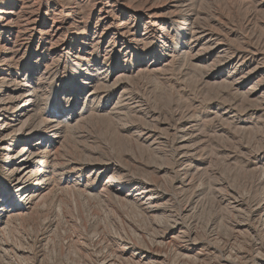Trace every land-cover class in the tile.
<instances>
[{
  "label": "rangeland",
  "instance_id": "rangeland-1",
  "mask_svg": "<svg viewBox=\"0 0 264 264\" xmlns=\"http://www.w3.org/2000/svg\"><path fill=\"white\" fill-rule=\"evenodd\" d=\"M102 1L0 0V264H264V0H123L146 32ZM31 132L56 143L29 202Z\"/></svg>",
  "mask_w": 264,
  "mask_h": 264
},
{
  "label": "bare ground",
  "instance_id": "bare-ground-1",
  "mask_svg": "<svg viewBox=\"0 0 264 264\" xmlns=\"http://www.w3.org/2000/svg\"><path fill=\"white\" fill-rule=\"evenodd\" d=\"M19 1L21 3L20 6H19L20 10H22L23 3H26V4L30 3L31 6L37 5L36 9H30L29 11H25L24 12V14L27 16V18L24 17L25 18L24 20L27 23L29 18H31V15L34 12H36L37 9H39L38 5H41V0H19ZM113 3H117L119 5V7H120V9H119L120 10L119 18H121V19L122 18H126L127 19V18H130V16H132V15L136 16V19H135L134 24H133L136 30H139V29L143 28L142 31L145 30V32H146L147 28H149L150 26H145L144 27L145 23L147 22L148 25L149 24L151 25V24L154 23V19L156 17V14L154 12L155 9L153 7H151V8L140 7L141 9L134 8L133 6L129 5L128 3H125L123 0H103L102 2H100L96 6L97 10H98V13H99V16H102V18H104L107 15L110 16L111 15V8L110 7L113 5ZM27 6L28 5H25L24 6L25 8H23V9L26 10ZM18 13H19V10H18ZM54 17H55V14H53V18ZM124 23H126V21L118 22V24L117 23L116 24L120 25V26H123ZM54 26L56 27L55 20L53 19L52 24L50 25V27L52 28ZM18 96H16V97H18ZM22 97H20L19 99H21ZM28 106H29V100H26L23 103H21L18 108H14V111H19L20 112L19 114L16 113L12 117L4 118L5 119L4 120V125H5V127H6V129L8 130L9 133L18 130L19 127L17 128V130H15V127L17 126L16 124H18L20 126L21 123L25 122L26 119L23 118L24 114H22V111H24V113H25L28 110L26 108ZM8 108H10V107H8ZM5 110H7V108ZM49 127H50V130H54V129L58 128V126H55V125H50ZM50 136L47 135L46 138H45L44 136L41 137L39 134L32 133V132L31 133H20L19 136H18L20 140L19 141L16 140V143H18V145H17V148H16L15 152L10 157V163H8V164H9L11 170H16L17 171L15 186L23 188V187H26L27 183H30V182L33 183L31 185L32 188H30L26 193H24L26 201L30 202L34 198H36V196L38 195V192H39L38 189H40V185L43 184L41 182H44L43 180L51 179L53 177V176H51V174H52L51 171L52 170L47 166V161H48V157L49 156H53L54 155V153H51V149L54 146V144L56 143V141H54L52 138H50ZM0 139H2V138H0ZM20 144H21V146H20ZM8 145H10V144L9 143H6L5 145L3 144L4 147L2 146V148L6 149ZM56 158H54V160ZM112 175L113 174L111 173V175H109L107 177V179L105 180V183L103 184L104 188L109 189L111 187H114V185H113L114 184L113 183V178L114 177ZM115 190L116 191H119V190L121 191V189H119V187H115ZM142 193H143V191L140 192V194H142ZM153 197L152 196H147L146 198L145 197L144 198L149 203L150 200ZM16 204L17 203L13 199H11V197L10 198H6L4 196H0V231L2 229V224L4 225V223H6V220H5V222L2 223V216H1L2 211H4L5 208H7V209L8 208L9 209L10 208L11 209L12 208H17L18 205H16ZM8 218H9V216H8ZM8 218H6V219H8Z\"/></svg>",
  "mask_w": 264,
  "mask_h": 264
}]
</instances>
